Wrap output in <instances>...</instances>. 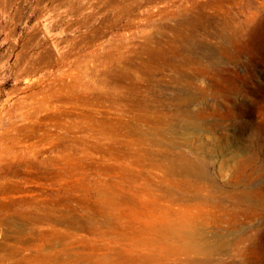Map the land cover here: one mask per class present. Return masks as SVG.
Segmentation results:
<instances>
[{
	"label": "rangeland",
	"instance_id": "374dc122",
	"mask_svg": "<svg viewBox=\"0 0 264 264\" xmlns=\"http://www.w3.org/2000/svg\"><path fill=\"white\" fill-rule=\"evenodd\" d=\"M117 74L165 108L192 94L205 115L172 118L155 144L168 123L121 100ZM149 151L180 171L162 174ZM191 159L198 171L181 172ZM164 178L174 222L228 242L214 264H264V0H0V264H145L130 256L150 239V197L171 203Z\"/></svg>",
	"mask_w": 264,
	"mask_h": 264
},
{
	"label": "bare ground",
	"instance_id": "6f19581e",
	"mask_svg": "<svg viewBox=\"0 0 264 264\" xmlns=\"http://www.w3.org/2000/svg\"><path fill=\"white\" fill-rule=\"evenodd\" d=\"M185 15H188V14H185ZM210 18L213 19L212 17H210ZM209 22H210V20H209ZM191 23H192V21H191ZM214 23H215V21H214ZM220 23L221 22H219V24ZM182 24H184V23H182ZM205 27H207V26H205ZM177 28L178 27L176 26V32H177ZM190 28H191V26H190ZM209 31H210V29H209ZM211 31H212V29H211ZM181 32H182V30H181ZM223 32H224V30H223ZM182 33H184V32H182ZM179 36H181V35L177 32L176 33V41H177V38ZM173 50L176 52V46H174V49ZM213 60H214V58H213ZM133 62H136V61H133ZM136 66H138L137 67V70H142V69H145L146 68L145 65H143V63L141 64V66H139V65H136ZM174 66L176 68V66H177L176 63H174ZM159 69H161V67ZM119 73H121V72H119ZM128 73H126V74H128ZM117 76H118L117 79H115L116 80L115 82H117L116 90L115 91H116V95H118V97L121 100L130 101L132 103V105L134 103L139 104L140 105V108L138 109L139 110V116H143L145 118H148L149 120H154V121H158L161 118H163L168 123V127H166V128H158V127H155L154 130H152L153 131L152 133L154 134V135H152V138H153V141H154L155 144L160 143V141H161V139H160L161 134H166V132L168 130H172V129H174L175 126L178 125V124L176 125V122H174L173 120H171L172 118L173 119H176L177 116L179 114H181V113H185V114H187L189 116H191L192 113H196V115L197 114H200V113L205 115V113H204L205 112V108L204 107L200 108L198 113H197V110H195V109L192 108V104H194L196 102V99H197L192 94L191 95L190 94L183 95L181 92L175 90L176 92H174L173 96L170 98V100L174 102L175 108H165L164 107L165 106L164 104L169 103L168 99H166L164 97H161L160 95H158V93H157V95L154 98H150L148 96V94H147V90L146 89L142 90L141 85L139 84V82H138V80H137L136 77H134L132 75L131 76L132 77V81L130 83H128V85H127V83L124 82V80H126L125 79V77H126L125 74H117ZM128 77H129V75H127L126 78H128ZM187 80H188V78H187ZM178 81H179V76L176 75L175 76V82H178ZM109 82H110V80H109ZM141 90L143 91L142 94L140 92ZM138 93H140V94H138ZM151 101L152 102H155V103H151ZM129 128H132V127H129ZM128 132H129V130H128ZM149 132H151V131H145L144 134L150 135L151 133H149ZM156 133L158 135H156ZM176 156L177 155H175L174 157L165 156V157H162V158H157V157H155L153 151H149V152L146 153V157L147 158H150V160L152 159L151 160V164L153 165V167H155L158 171L162 172V174L169 175L171 177H172V175H176L177 171H180L179 166L176 167ZM153 157H155V158L153 159ZM170 160H172L174 164H172V165L167 164ZM184 169L185 170H182L181 172H193V173H196L198 171L197 170V163H196V161H194V160L191 159L187 163V165H186V167ZM150 177H153V176H150ZM164 181L168 182L166 185L168 186V196L170 197V200L169 201L171 203L163 204L160 201V198L159 197H156V196H161V195H157L159 193L154 194V196H151L150 197L151 207L149 208V211L154 216L153 217V220L148 224V227L151 229L150 230L151 231V234H150V237H149L150 239L147 240L148 241V244H147L146 250H144L145 251L144 254L137 253L135 256L131 255L130 258L134 260V263H137L141 259L142 261L145 262V264H214L213 261L216 259V255L217 254H220V252H221L220 250L222 248H225L226 249V246H228V242H226V240L224 239V237H220V236H218L216 238V240L213 239V240H215L214 243H212L211 241H209L207 238H204V236L202 234H200L199 231H197V230L194 229V219L190 215L189 216L187 215V217H184L183 219L182 218L179 219L178 222H174V219L176 218V180L174 179V182L171 183V182L167 181V178H164ZM160 182H162V180ZM147 190H148V188H147ZM158 191H161V189L159 188ZM99 192L101 193V191H99ZM160 193H162V192H160ZM195 195L196 196L203 195V191L201 190V187H198L197 188V191H196ZM128 196H130V195H128ZM215 196H216V194H215ZM173 206H174V211H169L167 209V208H172ZM214 208H217V207H214ZM13 212H15L16 218H18V219L27 220L30 223H32V221L34 219V216H30L27 211L14 210ZM195 213H197V212H195ZM199 216H201V215H199ZM178 217H181V216H178ZM194 218H196V216ZM210 221H211V219H210ZM30 223H27V225H29ZM226 224H227V222H226ZM30 229H33V227H30ZM211 230H213V229H211ZM54 232H56V231H54ZM20 233H21L19 235L20 241L23 244L24 243L25 244H28L30 242V245H32V246H36L37 245V247H38V245H41V244L43 246L45 243L52 242V240H53V237H51V236L50 237L49 236L48 237H45V236L43 237L42 236V238L39 237L40 238V243H35V241L34 242L32 241L33 239H35V237H32L31 239L28 238L27 240H24V238H22L23 234H22L21 231H20ZM230 241H232V239ZM232 242H234V240ZM129 252H131V251H129ZM198 254H200L201 256H199ZM242 257H243V255H242ZM49 258H52V256L49 255V254L48 255H44V254H41L40 253L39 255L34 254L33 256L32 255H26L25 257H18L16 264H35L33 262V261H35V259L41 260L42 261V264H47ZM61 264H64V263H61ZM71 264H78V263L77 262H73Z\"/></svg>",
	"mask_w": 264,
	"mask_h": 264
}]
</instances>
